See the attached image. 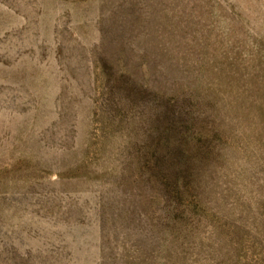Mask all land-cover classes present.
Wrapping results in <instances>:
<instances>
[{
	"label": "rangeland",
	"instance_id": "374dc122",
	"mask_svg": "<svg viewBox=\"0 0 264 264\" xmlns=\"http://www.w3.org/2000/svg\"><path fill=\"white\" fill-rule=\"evenodd\" d=\"M0 264H264V0H0Z\"/></svg>",
	"mask_w": 264,
	"mask_h": 264
}]
</instances>
